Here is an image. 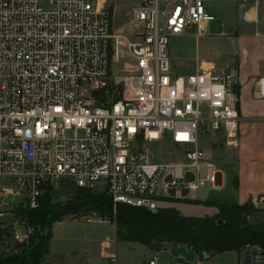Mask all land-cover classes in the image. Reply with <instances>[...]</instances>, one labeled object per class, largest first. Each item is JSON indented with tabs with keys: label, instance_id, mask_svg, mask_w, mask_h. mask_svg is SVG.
I'll use <instances>...</instances> for the list:
<instances>
[{
	"label": "built area",
	"instance_id": "2783aa9c",
	"mask_svg": "<svg viewBox=\"0 0 264 264\" xmlns=\"http://www.w3.org/2000/svg\"><path fill=\"white\" fill-rule=\"evenodd\" d=\"M213 20L205 0H139L127 35L98 0H0V255L30 243L28 212L64 188L155 210L216 186L198 138L238 140V71L179 74L168 49ZM168 139L182 162L156 160L151 143ZM250 203L263 207L264 193Z\"/></svg>",
	"mask_w": 264,
	"mask_h": 264
},
{
	"label": "crops",
	"instance_id": "0c3cea01",
	"mask_svg": "<svg viewBox=\"0 0 264 264\" xmlns=\"http://www.w3.org/2000/svg\"><path fill=\"white\" fill-rule=\"evenodd\" d=\"M205 5L207 11L214 16V20L205 24L200 32L196 30L194 41H197V37L205 35L212 37L214 42L219 40L221 46L209 50L204 55L195 52L194 56L191 50L188 52L187 45L181 48L172 46L169 55L170 58H180L179 62L182 61L185 65L189 64L191 71L197 65L203 67L214 65L217 70L232 67L237 69L239 138L234 143L237 149L235 168L221 174L219 183L221 186L216 188L209 184L204 195L190 194L189 198L201 200L210 198L214 201L242 204L251 202L254 196L264 193V97L257 93L260 81L264 77V0H205ZM206 29H212L210 35H206ZM181 36L183 35H179ZM171 62L173 65V60ZM231 180L236 182L237 187L231 185ZM170 203V206L183 215H211L216 211L214 206L186 203L181 199ZM256 209H258L256 212L248 216L249 222L258 212L264 216V206ZM259 221L261 220L256 219L255 223ZM114 240L116 241V237ZM116 242H121L130 249L141 247L147 260L155 253L148 246L138 242ZM162 252L169 256L161 257ZM239 252L226 251L211 255L208 260L196 259L193 262L181 261V258L173 257L167 250L156 253L157 264H239ZM110 255L115 253H103L101 258ZM47 263L57 264L51 257Z\"/></svg>",
	"mask_w": 264,
	"mask_h": 264
},
{
	"label": "trees",
	"instance_id": "16d2710c",
	"mask_svg": "<svg viewBox=\"0 0 264 264\" xmlns=\"http://www.w3.org/2000/svg\"><path fill=\"white\" fill-rule=\"evenodd\" d=\"M231 185L237 187L233 180ZM183 201L214 206L216 211L211 215L194 216L183 215L173 206L148 210L123 203H117L113 209L108 194L85 188L74 189L63 201H52L49 195L43 196L39 206L27 214L29 223L39 228V236L33 234L30 243L19 246L16 253L0 255V264H39L49 252L52 225L66 216L88 213L113 222L116 241L138 242L148 247L152 241L178 242L193 247L196 252L212 255L251 246L264 249V217L255 224L248 221V216L258 210L249 201L242 204L210 198Z\"/></svg>",
	"mask_w": 264,
	"mask_h": 264
},
{
	"label": "rangeland",
	"instance_id": "374dc122",
	"mask_svg": "<svg viewBox=\"0 0 264 264\" xmlns=\"http://www.w3.org/2000/svg\"><path fill=\"white\" fill-rule=\"evenodd\" d=\"M99 3L107 6L111 17L112 27L117 32H123L131 35L133 26L131 24L132 9L139 0H98ZM196 26L188 28L183 36H170L168 49L172 46L179 48L187 45V50L200 55L219 48L221 45L218 41L206 37L205 35L197 37L194 41ZM211 30L206 29V35H210ZM188 40V42H185ZM183 49V48H182ZM186 56V55H184ZM173 60L174 71L179 74L191 72V66L183 64L180 58H171ZM198 147L203 151V158L210 163L216 172L221 174L229 172L235 168L237 160L236 145L227 142L226 138L221 135H213L210 132L201 134L198 138ZM154 156L160 162H182L183 154L179 146L173 144L169 139L166 141L159 140L151 143ZM186 178L192 180L193 174L187 172ZM221 185H216L218 188ZM209 184H206L200 191L193 192L191 195L202 196L205 194ZM73 188L62 189V194L58 196L57 201H63L73 194ZM201 200V199H199ZM224 202V201H217ZM170 202L164 203V206H170ZM201 205V204H199ZM90 217V221L84 218ZM263 214L258 212L250 223L255 220H263ZM49 238V256H44L43 261L47 262L50 257L57 264H101L102 254L115 253L117 264H145L147 258L144 257L141 247L130 249L121 242L114 240L115 227L114 223L107 218H101L95 213H88L82 216H66L61 221L52 225ZM248 248V247H245ZM243 248L242 250H244ZM241 251V250H240ZM169 256L161 253V257ZM179 260V259H178ZM181 261H184L182 258ZM179 260V261H180Z\"/></svg>",
	"mask_w": 264,
	"mask_h": 264
},
{
	"label": "water",
	"instance_id": "95a60500",
	"mask_svg": "<svg viewBox=\"0 0 264 264\" xmlns=\"http://www.w3.org/2000/svg\"><path fill=\"white\" fill-rule=\"evenodd\" d=\"M221 180V173L216 174V184ZM33 234L39 236L40 230L37 226L33 227ZM149 248L154 252L167 250L175 258H182L185 262H193L194 260H208L211 253L205 251L196 252L193 247H188L178 242H159L152 241ZM239 264H264V249L257 246H251L239 252Z\"/></svg>",
	"mask_w": 264,
	"mask_h": 264
}]
</instances>
